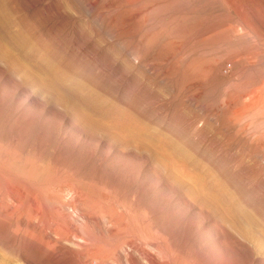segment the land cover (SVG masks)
<instances>
[{
  "label": "rangeland",
  "instance_id": "rangeland-1",
  "mask_svg": "<svg viewBox=\"0 0 264 264\" xmlns=\"http://www.w3.org/2000/svg\"><path fill=\"white\" fill-rule=\"evenodd\" d=\"M0 264H264V0H0Z\"/></svg>",
  "mask_w": 264,
  "mask_h": 264
},
{
  "label": "bare ground",
  "instance_id": "bare-ground-1",
  "mask_svg": "<svg viewBox=\"0 0 264 264\" xmlns=\"http://www.w3.org/2000/svg\"><path fill=\"white\" fill-rule=\"evenodd\" d=\"M132 247L137 248V246H136L135 244H132ZM131 255H132V254H131ZM154 260H155V259H153V258H150V259H149V261H150L151 263L155 262Z\"/></svg>",
  "mask_w": 264,
  "mask_h": 264
}]
</instances>
